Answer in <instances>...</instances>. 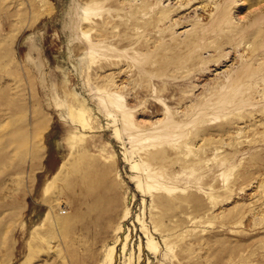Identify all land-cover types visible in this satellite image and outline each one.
<instances>
[{
    "label": "rangeland",
    "instance_id": "1",
    "mask_svg": "<svg viewBox=\"0 0 264 264\" xmlns=\"http://www.w3.org/2000/svg\"><path fill=\"white\" fill-rule=\"evenodd\" d=\"M256 22L264 0H0V264H264Z\"/></svg>",
    "mask_w": 264,
    "mask_h": 264
},
{
    "label": "bare ground",
    "instance_id": "2",
    "mask_svg": "<svg viewBox=\"0 0 264 264\" xmlns=\"http://www.w3.org/2000/svg\"><path fill=\"white\" fill-rule=\"evenodd\" d=\"M228 6H224V7H222L221 6V8H218L217 9V11H216V14L218 15V16H224L226 13H227V11H228ZM256 24V29L254 28V30H253V33L254 32H259V33H261V36L259 37V41L257 42V45H256V47H255V52H256V56H258V58H259V60L261 61V63L259 64V67H258V71L257 72H259V74H260V76H262V77H264V34H262L263 33V31H264V22L263 23H260V22H256L255 23ZM252 30H250V29H248V28H246L245 26L244 27H242V28H240V29H238V31H236V32H233L234 34H232V36L233 37H236L238 34H241V33H243L244 34V36L245 35H251L252 34V32H251ZM263 79V78H262ZM261 79V80H262ZM263 82H264V80H263ZM263 87H264V85H263ZM57 151H56V153H61V147H60V145L57 147V149H56ZM80 202V201H79ZM81 205V204H80ZM79 205V203L77 202V207L80 209L81 208V206ZM132 234V233H131ZM118 236V235H117ZM130 237V235L128 234L126 237H125V239L123 240V238H121V236H118V237H116V238H118L117 240H119V244L122 246L121 247V255H127L128 254V251L130 250V248H131V243H132V240H133V238H129ZM149 241H150V239H148V247H149ZM117 243H118V241H117ZM113 246V245H112ZM115 245L113 246V247H111V253H110V256H109V258H107V262H106V264H113V262L114 263H116L117 262V259H116V256L114 257V253H115ZM130 256H131V252H130V254H129ZM111 257V258H110ZM127 257V256H126ZM131 258V257H130ZM119 262V261H118ZM117 264V263H116ZM124 264H126V262L124 263Z\"/></svg>",
    "mask_w": 264,
    "mask_h": 264
}]
</instances>
